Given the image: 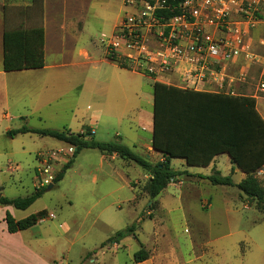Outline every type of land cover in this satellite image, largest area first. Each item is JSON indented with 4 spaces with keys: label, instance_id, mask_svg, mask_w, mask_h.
Returning a JSON list of instances; mask_svg holds the SVG:
<instances>
[{
    "label": "crops",
    "instance_id": "0c3cea01",
    "mask_svg": "<svg viewBox=\"0 0 264 264\" xmlns=\"http://www.w3.org/2000/svg\"><path fill=\"white\" fill-rule=\"evenodd\" d=\"M75 1L84 2L82 13L73 16H56L54 19L50 15L48 0H43L42 9L36 6L34 0H29L24 5L14 0H0V142L5 138L4 134L10 133L11 135L9 137L10 143L6 146L0 145L2 196L7 197L5 193L7 185L6 181L1 178V174L5 172L2 170L1 164L5 158H9L8 162H11V158L16 154L15 145L11 144L14 141L16 130L23 126L37 129L38 127L29 126V122L32 120H38L42 123L50 120L51 122H64L63 125H60L61 127H52L56 130L67 128L74 133H82L87 126L97 135L94 128H99L100 122L104 120L112 122L117 118L123 119L128 109L135 108V104H132L134 106L132 107L128 102V93L137 91L138 76L152 80V85L158 81L194 91L251 96L256 99L257 109L264 119V96L260 94L259 97H256V90L251 91V87L254 86L253 82L257 78L264 77V54L260 46L264 37V25H259L252 32V39L249 42L251 50L260 56L259 61L253 63L241 57L223 62L214 68L215 72L207 73L204 82L194 86L189 77V72L194 69L193 64L183 62L172 73L152 78L143 72L122 68L118 63L108 58L109 40L122 24L124 17L134 11L127 5V0ZM40 27H43L45 31V67L6 72L4 70L5 32L20 28L34 29ZM124 54H126V50L121 47L117 57L123 58ZM187 79L190 80L187 82ZM248 91L251 92L248 94ZM85 105H87L86 108H84ZM83 111L87 113L86 116ZM16 120H20L21 123L14 127L12 124ZM75 126L80 127L75 129ZM20 135L29 134H19L16 137ZM116 137H120V134H117ZM131 138L133 140L130 144H135L141 151H144L147 159L152 160L160 157V162L164 160L162 154L160 155L153 149V120L150 130L144 128L142 134H132ZM61 143L63 146L60 148L69 145L64 142ZM86 150L94 151L95 149ZM22 152L30 154V150L25 148ZM38 155L37 153L36 161L39 166ZM222 155L217 156L208 167H190L183 159H179L177 166H174L177 159H173L171 161L172 169L177 172H188V175L178 177L175 183L163 190L154 200L157 204L154 209L150 208L152 202L145 194L143 198L149 206L147 214L150 219L153 220L156 211L159 210L170 213L174 212L175 205H178L176 209L179 210H182L186 205L191 206L192 199L197 196L199 189L214 186L205 178L213 175L216 171L222 175L219 169L222 165L227 166L230 174L234 169L232 178L236 177L240 173V169L234 167L228 154H226L227 158L224 161L220 160ZM119 160L123 161L126 169L134 165V163L123 160L117 155L106 156L101 154L96 165L97 168H92L90 173L94 174L100 171L105 179H113L119 182L122 180L124 183L122 188L128 184L133 192L129 203L135 207L139 202L136 200L140 192L131 184L135 180L124 174L118 175L113 169L114 163ZM75 162L76 158L73 165ZM38 166L35 169L34 191L38 189ZM93 166L92 163L90 167ZM195 168H201V170H193ZM18 169L19 167L10 165L7 166L6 172L13 175ZM145 178L149 179L150 177L146 175ZM245 178L246 175L241 172L240 179L238 181L233 179V181L235 184H239ZM92 180L93 183H97L99 177L94 174ZM115 199L104 209L118 208L121 210L125 204L117 198ZM100 201L101 199L92 203L91 207L87 209L88 212L98 208ZM199 201L201 209L210 210L213 207L211 201L207 199L201 200L199 198ZM28 209L17 210L13 206L0 205V264L68 263L73 248L80 240L78 223L69 224L63 218V210L59 213H53L47 209L27 213ZM18 211H23L24 215L19 217ZM42 211L47 212V218L35 226L16 233L8 231L5 221L7 213H10L18 221ZM143 222L142 217H138L130 226ZM163 223V221L155 223L152 245L147 246L137 239L140 246L149 252V258L144 262L135 263L133 257L126 264H182V259L184 264L196 262L194 259L184 261V258L175 248L166 228H163ZM110 240L108 241L109 246L102 248V250L111 247V249L118 251L122 248L119 242L111 243ZM81 256L80 264H95V262L93 263L96 261L94 256L98 259L99 253H91L86 250ZM91 256L94 258L91 259ZM85 258L89 259L86 263Z\"/></svg>",
    "mask_w": 264,
    "mask_h": 264
},
{
    "label": "rangeland",
    "instance_id": "374dc122",
    "mask_svg": "<svg viewBox=\"0 0 264 264\" xmlns=\"http://www.w3.org/2000/svg\"><path fill=\"white\" fill-rule=\"evenodd\" d=\"M14 1L24 5L29 0ZM48 2L50 15L54 19L56 16L77 15L84 10L83 1L48 0ZM261 7L264 14V0ZM130 69L140 72L145 70L137 64H130ZM262 79L264 77L257 78L253 82L254 86L251 87V91H257ZM136 86L137 91L128 93V102L131 106L135 104V108L128 109L123 119L117 118L112 122H107V120L100 122L99 128H94L97 135L94 134L93 138L99 142H121L135 154L147 159L144 151L130 143L133 140L132 134H142L144 128L149 130L151 128L154 105L152 80L138 76ZM251 91H248V94ZM261 95L264 96V93ZM86 107L87 105L84 108ZM85 111L83 113H86ZM20 123V120H16L12 126L16 127ZM62 123L64 122H51L49 120L42 123L38 120H32L29 122V126L38 127L37 129H53L52 127H61ZM75 127V129H79L80 126ZM88 130L86 126L83 132ZM117 134H120V137H116ZM4 135L5 138L0 142L1 146L10 143V133ZM14 137L11 144L15 145L16 154L11 158V162H8L9 158H5L4 164H1L2 170L5 171L4 174H1V178L6 181L5 193L7 197H28L34 191L35 169L38 166L37 153H47L63 145L56 139L37 134L17 137L14 135ZM23 148L30 150V154L23 153ZM226 156L223 154L220 160L224 161ZM100 157L101 153L98 150H82L76 156L75 164L67 170L64 178L55 184L54 188L48 189L49 187H46L41 198L27 211V213H34L47 209L53 213H59L63 210V218L69 224L78 223L80 240L73 248L70 260L66 264H80L81 255L86 250L91 253H99V264L129 263L134 254L141 249L137 239L147 246L152 245L157 221L164 222L163 228H166L175 248L185 262L194 259L196 262L193 264H264V212L259 211L256 202L243 195L236 187L209 185L212 187L198 190L197 196L192 199L191 206L186 205L182 210H179L176 209L178 205H175L174 212L170 213L162 210L156 211L155 218L151 220L147 214L149 206L143 198L146 194L145 186L149 181L145 176L150 177V175L138 165L134 164L133 167L126 169L123 161L119 160L114 163L113 169L118 175L124 174L135 180L131 184L140 193L136 200L139 202L134 207L129 203L133 192L128 184L122 188L124 185L122 180L119 182L113 179H105L99 171V173H94L99 177V181L97 183L92 182V175L94 174H91L90 171L92 168H97L96 165ZM160 159L157 157L147 160L151 161V164H157ZM178 161L180 160H175L174 166H177ZM92 163L94 166L90 167ZM10 165L19 167L13 175L6 172L7 166ZM64 166L65 164L59 163L54 166L56 177ZM234 167L236 166L234 165ZM219 169L223 176L231 175L227 166L222 165ZM193 170H201V168ZM240 177L241 171L233 179L238 181ZM256 177L264 188V176H259L257 173ZM114 197L122 201L125 204L124 207L121 210L118 208L104 209L106 205L116 200ZM199 198L211 201L213 207L210 210L201 209ZM100 199L99 207L88 212L87 209L91 207V204ZM156 206L157 204L154 208ZM23 215V211H18L19 217ZM138 217H142L144 222L137 223L136 237L129 236L119 240L122 248L118 251L111 249V247L102 250V248L109 246L108 241L118 231L127 229ZM103 245L104 247H102ZM94 257L96 261L93 263L98 264L97 257ZM94 257L91 256V259ZM88 260L85 258V263ZM182 260L181 262L184 264Z\"/></svg>",
    "mask_w": 264,
    "mask_h": 264
},
{
    "label": "trees",
    "instance_id": "16d2710c",
    "mask_svg": "<svg viewBox=\"0 0 264 264\" xmlns=\"http://www.w3.org/2000/svg\"><path fill=\"white\" fill-rule=\"evenodd\" d=\"M154 4L156 0H136ZM163 9L156 12V17L166 20L182 15L181 6L187 0H166ZM42 9L43 0H34ZM45 31L43 27L34 29L20 28L6 31L4 34V70L6 72L45 67ZM111 61L122 68L130 69V64L123 58L108 55ZM145 74L152 78L154 75ZM153 109V149L162 154L164 160L151 164L146 158L135 154L129 147L118 141H96L91 130L74 133L64 128L35 129L27 126L16 130L17 134H37L64 142L76 148L74 158L57 175L53 186L60 182L74 163L76 156L85 149H95L106 156L117 155L123 160L138 165L150 175L145 192L152 202L178 177L188 172L172 169L173 159H183L190 167H208L217 156L228 154L234 164L246 178L235 184L230 176L224 177L216 171L206 177L214 186L236 187L243 195L256 202L257 209L264 212V188L256 177L264 166V119L257 109L256 99L251 96L225 93L202 92L178 88L161 82H154ZM46 188L36 189L28 197L7 198L2 196L0 187V205L13 206L17 210L30 208L41 198ZM47 218V212L31 215L23 220H16L7 213L5 221L10 233L27 230ZM137 223L124 231H119L111 243L134 236ZM105 245V244H104ZM104 245L102 247H104ZM144 248L134 254V262L141 263L149 258Z\"/></svg>",
    "mask_w": 264,
    "mask_h": 264
},
{
    "label": "built area",
    "instance_id": "2783aa9c",
    "mask_svg": "<svg viewBox=\"0 0 264 264\" xmlns=\"http://www.w3.org/2000/svg\"><path fill=\"white\" fill-rule=\"evenodd\" d=\"M262 1L187 0L181 6L182 15L166 20L156 17L157 10L164 8L166 0H156L154 4L127 0V5L134 11L124 17L109 40L107 51L109 55L117 56L123 47L125 61L139 65L145 69L143 73L155 77L172 73L183 62L193 64L189 77L196 86L223 62L241 57L253 63L259 61L260 56L251 50L249 42L252 32L264 25ZM260 46L264 54V37ZM261 93H264V79L256 97ZM75 153L76 148L67 145L39 154L38 189L53 185L56 179L54 166L68 164ZM257 173L264 176V166Z\"/></svg>",
    "mask_w": 264,
    "mask_h": 264
},
{
    "label": "water",
    "instance_id": "95a60500",
    "mask_svg": "<svg viewBox=\"0 0 264 264\" xmlns=\"http://www.w3.org/2000/svg\"><path fill=\"white\" fill-rule=\"evenodd\" d=\"M52 188H53V185L49 186V188H48V189H52Z\"/></svg>",
    "mask_w": 264,
    "mask_h": 264
}]
</instances>
